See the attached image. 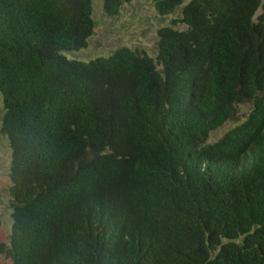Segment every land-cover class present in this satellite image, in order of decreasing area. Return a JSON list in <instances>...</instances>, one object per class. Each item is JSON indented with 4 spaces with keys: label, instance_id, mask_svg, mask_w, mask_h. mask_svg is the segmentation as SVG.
Here are the masks:
<instances>
[{
    "label": "trees",
    "instance_id": "16d2710c",
    "mask_svg": "<svg viewBox=\"0 0 264 264\" xmlns=\"http://www.w3.org/2000/svg\"><path fill=\"white\" fill-rule=\"evenodd\" d=\"M186 1L155 0L185 26L159 29L157 60L84 61L65 52L88 46L93 0H0L9 264H264L262 0Z\"/></svg>",
    "mask_w": 264,
    "mask_h": 264
},
{
    "label": "rangeland",
    "instance_id": "374dc122",
    "mask_svg": "<svg viewBox=\"0 0 264 264\" xmlns=\"http://www.w3.org/2000/svg\"><path fill=\"white\" fill-rule=\"evenodd\" d=\"M262 4L255 15V20L264 13V0ZM182 6L172 14L162 15L156 8L155 0H132L124 3L119 15L111 17L104 10L103 0H93L96 26L94 34L89 38L88 46L65 54L69 58L89 61L99 56H109L121 46H128L134 50L144 51L157 60L159 29L164 26L185 28L183 24H173V20L181 16ZM251 106L249 102L239 104L235 116L213 130L208 142L218 140L229 129L243 122ZM3 114L4 104L0 93V264H9L11 258L6 249L10 244L13 223L10 192L12 150L8 138L1 131Z\"/></svg>",
    "mask_w": 264,
    "mask_h": 264
}]
</instances>
